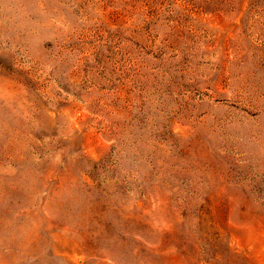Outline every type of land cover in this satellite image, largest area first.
Returning a JSON list of instances; mask_svg holds the SVG:
<instances>
[{"label":"rangeland","instance_id":"374dc122","mask_svg":"<svg viewBox=\"0 0 264 264\" xmlns=\"http://www.w3.org/2000/svg\"><path fill=\"white\" fill-rule=\"evenodd\" d=\"M0 264H264V0H0Z\"/></svg>","mask_w":264,"mask_h":264}]
</instances>
